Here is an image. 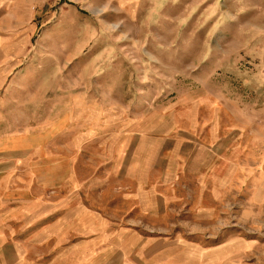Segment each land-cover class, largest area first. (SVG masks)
Returning <instances> with one entry per match:
<instances>
[{
  "label": "rangeland",
  "instance_id": "1",
  "mask_svg": "<svg viewBox=\"0 0 264 264\" xmlns=\"http://www.w3.org/2000/svg\"><path fill=\"white\" fill-rule=\"evenodd\" d=\"M0 133L42 147L4 168L84 181L155 141L182 174L148 233L182 264H264V0H0Z\"/></svg>",
  "mask_w": 264,
  "mask_h": 264
},
{
  "label": "crops",
  "instance_id": "2",
  "mask_svg": "<svg viewBox=\"0 0 264 264\" xmlns=\"http://www.w3.org/2000/svg\"><path fill=\"white\" fill-rule=\"evenodd\" d=\"M81 133L77 128L72 136L78 150L92 143L91 148L101 153L105 146L101 141H108L114 149L112 136L103 140L92 133V139L83 141ZM37 137L29 133L22 139L0 133V159L24 143L40 153ZM140 144L125 164H113L112 155L109 164L99 170L84 167L90 171L86 174H97L89 181L81 177L85 172L80 167L74 170L68 164L60 167V178L49 176L51 166L34 169L38 172L33 176L29 171L21 172L20 167L0 165V264L191 262L192 258L184 256L193 252L190 248L166 245L163 236L148 233H159L149 229L146 221L166 217L168 199L176 191L174 182L182 172L163 166L155 141L150 149ZM115 152L109 151V155ZM123 156L129 158L119 155ZM177 158L181 166L184 160Z\"/></svg>",
  "mask_w": 264,
  "mask_h": 264
}]
</instances>
